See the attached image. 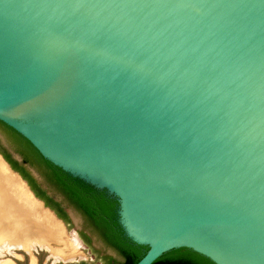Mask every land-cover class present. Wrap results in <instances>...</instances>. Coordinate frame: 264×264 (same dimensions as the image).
<instances>
[{
    "label": "water",
    "instance_id": "95a60500",
    "mask_svg": "<svg viewBox=\"0 0 264 264\" xmlns=\"http://www.w3.org/2000/svg\"><path fill=\"white\" fill-rule=\"evenodd\" d=\"M0 122L116 200L137 264H264V0H0Z\"/></svg>",
    "mask_w": 264,
    "mask_h": 264
},
{
    "label": "trees",
    "instance_id": "16d2710c",
    "mask_svg": "<svg viewBox=\"0 0 264 264\" xmlns=\"http://www.w3.org/2000/svg\"><path fill=\"white\" fill-rule=\"evenodd\" d=\"M0 133L7 144L22 158V165L35 169L57 195L65 199L69 206L77 210L86 223L98 234L102 242L118 253L122 261L116 264H137L148 251L137 246L124 236L118 223L116 200L75 180L45 161L38 152L13 130L0 122ZM0 155L11 169L20 175L34 194L58 219L67 226L70 222L57 203L45 195L31 174L17 162L0 142ZM86 264V263H80ZM153 264H213L206 258L187 249L172 250Z\"/></svg>",
    "mask_w": 264,
    "mask_h": 264
},
{
    "label": "rangeland",
    "instance_id": "374dc122",
    "mask_svg": "<svg viewBox=\"0 0 264 264\" xmlns=\"http://www.w3.org/2000/svg\"><path fill=\"white\" fill-rule=\"evenodd\" d=\"M0 190H2L1 185ZM70 211L75 216L70 217V225L66 226L67 230L63 234L65 245L52 243L47 248L31 239L28 244L23 242V246L27 247L24 251L2 240L0 262L4 261L7 264H32L33 261L35 264H116L122 261L118 253L106 245L93 241L91 246H85L80 239L85 220L73 207L69 209Z\"/></svg>",
    "mask_w": 264,
    "mask_h": 264
},
{
    "label": "crops",
    "instance_id": "0c3cea01",
    "mask_svg": "<svg viewBox=\"0 0 264 264\" xmlns=\"http://www.w3.org/2000/svg\"><path fill=\"white\" fill-rule=\"evenodd\" d=\"M10 172L11 171L8 169L6 163L0 156V185L2 186V190H0V242L2 240H5L9 244H11L12 247L24 251L27 247L26 245L23 246V244L30 243L31 239L37 241L38 245H43L47 248L50 247V244L52 243L65 245V239L63 238L65 228L58 220H56V218L51 213H49L47 210H44L43 204L38 202L33 197L27 186L26 189L28 190L27 192L28 194H30V197L32 196L31 198L36 202L37 205L41 204L43 211L49 213V215H51V217L53 218L54 227H49L48 222L45 221V219H43L42 217L34 218V216H30V214L28 213V209L23 204L19 203L17 193V178L19 177ZM3 195L5 196V198L3 197ZM0 264L7 263L1 261ZM32 264H34V261L32 262Z\"/></svg>",
    "mask_w": 264,
    "mask_h": 264
},
{
    "label": "flooded vegetation",
    "instance_id": "af4514ba",
    "mask_svg": "<svg viewBox=\"0 0 264 264\" xmlns=\"http://www.w3.org/2000/svg\"><path fill=\"white\" fill-rule=\"evenodd\" d=\"M0 142L1 144L5 147V149L9 152V154L12 155V157L14 158V154L15 153L13 151V149L7 144L4 136L0 133ZM15 159V158H14ZM16 160V159H15ZM17 161V160H16ZM18 162V161H17ZM20 165L25 168L27 170V168L25 167V165H22L21 162H19ZM28 171V170H27ZM29 172V171H28ZM30 173V172H29ZM31 174V173H30ZM32 176V175H31ZM33 177V176H32ZM34 178V177H33ZM35 179V178H34ZM37 185L39 186V188L41 189L42 192L45 193V195L49 198H51L53 200L54 203H57L59 205V208H61V210L63 211V213L66 214L67 218L69 219V222L71 220L70 215H69V209L72 208L71 206L68 205V203L65 201V199L63 197H61L60 195H57L54 191V189H52L50 186H48V184L45 182V180L43 179V183H39L36 179H35ZM65 224V223H64ZM70 223L67 225L69 226ZM82 233L80 235V239L81 241L84 243L85 246H91L93 241H96L100 244L105 245L102 240L100 239V237L98 236V234H96L93 229L86 223V221H84V226L81 229Z\"/></svg>",
    "mask_w": 264,
    "mask_h": 264
},
{
    "label": "bare ground",
    "instance_id": "6f19581e",
    "mask_svg": "<svg viewBox=\"0 0 264 264\" xmlns=\"http://www.w3.org/2000/svg\"><path fill=\"white\" fill-rule=\"evenodd\" d=\"M5 162V161H4ZM7 165V164H6ZM7 167H8V169L10 170V168H9V166L7 165ZM4 168V167H3ZM8 171V170H7ZM11 171V170H10ZM10 173H12V174H15V173H13L12 171L10 172ZM11 175V174H10ZM15 175H17V174H15ZM14 176V175H13ZM18 176V175H17ZM19 177V176H18ZM18 179V181H17V193H18V200H19V203H21V204H23L27 209H28V213L30 214V216H34V218L35 217H42L43 219H45V221H47L48 222V225H49V227H54V222H53V218L51 217V215H49V213H51V212H49L48 210V212L49 213H47L46 211H43V209H42V207H41V204L39 205H37L36 204V202L30 197V194H28V190L26 189V184H24L25 182H22L23 180L19 177V178H17ZM22 181H21V180ZM2 184H4V183H2ZM5 188V187H4ZM29 189V188H28ZM30 191V190H29ZM5 192V191H4ZM8 194V193H7ZM32 194V193H31ZM33 195V194H32ZM3 197L5 198V196L3 195ZM34 197V196H33ZM12 198H13V196H12ZM35 198V197H34ZM16 199V198H15ZM36 199V198H35ZM2 200H3V198H2ZM14 200V199H13ZM37 200V199H36ZM6 201V200H5ZM38 201V200H37ZM2 202H4V201H2ZM15 202H16V200H15ZM14 202V203H15ZM39 202V201H38ZM37 202V203H38ZM13 203V202H12ZM5 204V203H4ZM8 204H9V202H8ZM22 206V205H21ZM22 208V207H21ZM25 208V209H26ZM9 209V208H8ZM44 210H46L45 208H44ZM10 211V210H9ZM20 211H21V209H20ZM21 214V213H20ZM26 214V213H25ZM28 214V215H29ZM52 214V213H51ZM53 215V214H52ZM23 218V217H22ZM23 220V219H22ZM29 222H30V220H29ZM23 223V222H22ZM61 223V222H60ZM46 224V223H45ZM47 226V225H46ZM30 249V248H29ZM35 264V263H34Z\"/></svg>",
    "mask_w": 264,
    "mask_h": 264
}]
</instances>
